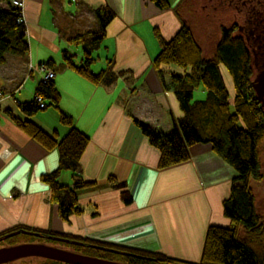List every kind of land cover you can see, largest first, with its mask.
<instances>
[{"label":"crops","instance_id":"obj_1","mask_svg":"<svg viewBox=\"0 0 264 264\" xmlns=\"http://www.w3.org/2000/svg\"><path fill=\"white\" fill-rule=\"evenodd\" d=\"M169 1L161 8L153 0H25L29 51L9 53L0 65L5 95L0 97V232L29 226L197 263L209 226L230 225L223 203L238 172L209 143L193 145L189 160L162 168L161 151L135 123L139 119L169 131L184 114L176 91L163 87L152 61L161 49L157 32L166 40L174 37L184 21L178 13L191 26L195 3ZM99 9L108 18L110 11L114 14L104 27ZM90 31L103 36L75 41ZM87 49L92 70L110 72L100 84L64 59L67 51L79 65ZM29 63H50L60 94V109L51 106L53 110H41L32 119L63 138L71 127L61 122L62 110L90 138L78 170L68 165L60 169L59 150L46 149L6 112L27 118L19 102L35 97L41 75L27 77ZM221 72L234 99L233 79ZM57 170L62 185L73 188L77 173L88 183L75 191L82 213L69 220L60 217L43 180Z\"/></svg>","mask_w":264,"mask_h":264},{"label":"trees","instance_id":"obj_2","mask_svg":"<svg viewBox=\"0 0 264 264\" xmlns=\"http://www.w3.org/2000/svg\"><path fill=\"white\" fill-rule=\"evenodd\" d=\"M153 2L161 8H167L170 4L169 0ZM104 11L99 9L97 12L102 27L114 16L110 11L111 16L108 18ZM20 14L21 9L14 6L12 0H0V65L6 62L9 53L26 55L29 51L27 26ZM236 30L237 25L222 26L221 39L216 45L214 55L209 58L204 56L203 48L192 27L185 21L175 36L169 40L157 32L161 49L153 59L152 66L159 74L163 87L176 91L184 114L173 121V127L169 131L135 119V123L150 142L161 151L160 167L187 161L191 158L193 145L209 143L213 146L214 152L239 174L233 181L229 197L223 203L224 213L230 218L231 223L229 226H209L199 262H187L162 252L29 226H17L0 232V237L17 230L38 232L40 235L28 234L48 240L54 236H63L82 241L83 244L75 245L79 249H84L85 254L127 264H264V215L257 211L252 187L253 180L264 178L261 170L264 151V106L258 100L252 84L258 69L255 57L261 54L259 47L263 48L264 40L260 42L257 35L246 38ZM101 36L102 32L90 31L79 35L75 41L84 42ZM63 56L70 68L90 81L100 84L108 79L110 73L108 70L100 72L92 70L93 59L88 49L83 62L79 65L73 63L67 51ZM39 65L52 68L50 63ZM222 66L233 79L234 99H231L225 84ZM201 87L206 91V97L194 100L195 91ZM37 95L45 102L44 108L40 107ZM59 101L60 94L54 79L48 82L41 81L38 82L36 95L31 101L19 102L27 118L18 117L9 110L6 112L23 131L46 149L59 150L60 169L68 165L78 170L79 161L90 138L74 125L72 117L60 110L61 122L71 127L63 138H59L56 133L47 132L32 119L39 111L51 106L60 109ZM3 112L0 104V117ZM58 174L59 170L45 174L43 180L50 186L51 200L58 205L60 217L69 220L72 215L82 213L75 191L87 186L88 183L77 173L72 188L62 185L58 180ZM124 198L126 201L130 200L127 195ZM47 260L51 264H69Z\"/></svg>","mask_w":264,"mask_h":264},{"label":"water","instance_id":"obj_3","mask_svg":"<svg viewBox=\"0 0 264 264\" xmlns=\"http://www.w3.org/2000/svg\"><path fill=\"white\" fill-rule=\"evenodd\" d=\"M193 2L196 4V8H192V10H194L198 16H202L203 18H207L209 14H214L219 19H222L223 16L227 13H232L234 20H242L241 17L234 15L233 10H231L229 7L224 8L220 5V3L211 4L210 0H193ZM178 14L186 22L182 15L180 13ZM255 62L258 69L252 84L258 100L264 106V51L263 53L256 55ZM21 232L40 235V233L38 232L28 230H17L0 237V241L12 237L14 235L20 234ZM54 238L60 241L69 240L68 238L62 236H57ZM73 242L76 244H83L82 241L78 240H73ZM27 256L44 257L47 259L66 262L69 264H127L120 261L83 254L80 252L64 249L58 246L41 242L20 243L16 245L0 247V264Z\"/></svg>","mask_w":264,"mask_h":264},{"label":"rangeland","instance_id":"obj_4","mask_svg":"<svg viewBox=\"0 0 264 264\" xmlns=\"http://www.w3.org/2000/svg\"><path fill=\"white\" fill-rule=\"evenodd\" d=\"M190 2H193V0H191ZM192 8H196V4H194ZM179 10H183L182 12H185L184 9L181 8V6ZM189 17H190L191 26L193 27L192 29L195 32V36L198 38L203 48V54L207 58L212 57L215 53L216 45L221 39L222 26L229 27L232 23L236 21L233 19L232 13H227L226 15L223 16L222 19H219L214 14H209L207 18H203L202 16H198L196 12L192 9L189 13ZM221 70L224 72V74L227 73L229 75V72L226 70L225 67L222 66ZM201 91H205L203 87L195 91L194 100H198V99L202 100L206 97V92L205 95H202ZM51 108L53 107H50L48 109L53 110ZM261 170L264 174V151L261 159ZM252 187L255 193V198H256L255 204L257 207V211L260 214L264 215V178L261 180H253ZM31 242L47 243L50 245L58 246L64 249H68L80 253L84 252V249L77 248V246L73 243L67 241H60V240H48L46 238L42 239L39 238V236L33 237L28 233H20L15 236L9 237L3 241H0V247L16 245L20 243H31ZM3 264H51V262L44 257L27 256Z\"/></svg>","mask_w":264,"mask_h":264},{"label":"flooded vegetation","instance_id":"obj_5","mask_svg":"<svg viewBox=\"0 0 264 264\" xmlns=\"http://www.w3.org/2000/svg\"><path fill=\"white\" fill-rule=\"evenodd\" d=\"M210 1L211 4L220 3V5L223 6L224 8L229 7L231 10L234 11L235 16L242 18L241 21H235L229 26L232 27L234 25H237L236 31L238 34H241L246 38H252L253 36L257 35L259 40H261L260 42L264 40V0H210ZM259 50L260 53H263L264 46L263 48L259 47ZM54 237L51 239L49 238V240H57ZM73 240L75 239H69L67 242L76 244L73 242Z\"/></svg>","mask_w":264,"mask_h":264},{"label":"built area","instance_id":"obj_6","mask_svg":"<svg viewBox=\"0 0 264 264\" xmlns=\"http://www.w3.org/2000/svg\"><path fill=\"white\" fill-rule=\"evenodd\" d=\"M12 3L14 6L18 7L19 9H21V14L23 17V20H25L24 18V6H25V0H12ZM22 20V19H21ZM26 22V21H25ZM27 72V77L31 76L32 74H41L38 77V82H48L49 80H52L56 77L57 72L50 68L47 67L45 65H34L32 63H29L26 69ZM4 93L0 90V97H4ZM37 100L40 103V107L44 108L45 107V102L43 101L42 97L40 95H37Z\"/></svg>","mask_w":264,"mask_h":264}]
</instances>
